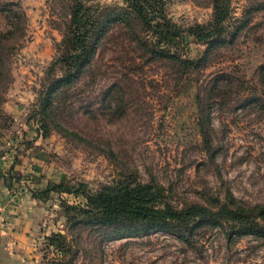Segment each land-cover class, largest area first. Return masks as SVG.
I'll return each instance as SVG.
<instances>
[{
	"label": "rangeland",
	"instance_id": "1",
	"mask_svg": "<svg viewBox=\"0 0 264 264\" xmlns=\"http://www.w3.org/2000/svg\"><path fill=\"white\" fill-rule=\"evenodd\" d=\"M165 2L179 25L213 20V0ZM85 3L109 26L82 75L54 93L47 123L38 111L65 72L52 67L68 52L72 1L0 0V160L16 164L9 200L60 181L94 192L135 179L163 188L177 209L264 206V0H232L224 44L188 39L183 57H207L198 68L148 56L131 40L130 16L114 22L123 0ZM7 170L0 165V177ZM42 197L25 221V262L0 253V264H264V238L228 226L201 225L188 241L163 230L72 227L65 207L84 197ZM9 222L2 216L0 226ZM59 233L61 250L49 240ZM11 242L0 233V249Z\"/></svg>",
	"mask_w": 264,
	"mask_h": 264
},
{
	"label": "trees",
	"instance_id": "2",
	"mask_svg": "<svg viewBox=\"0 0 264 264\" xmlns=\"http://www.w3.org/2000/svg\"><path fill=\"white\" fill-rule=\"evenodd\" d=\"M72 1V18L66 40L68 52L58 58L53 64H62L65 72L62 77L52 81L48 90L43 92L44 101L38 111L47 121L52 120L54 93L59 89L71 85L77 80L94 56L95 42L100 40L109 24L92 12V8L85 0ZM126 4L121 14L114 18V22L133 20L132 39L143 48L148 56L167 58L182 64L186 68L194 65L198 68L202 61L183 57L182 50L186 48L189 38L207 44L211 49L218 44H224L230 29L227 21L232 16V0H213V20L208 24L179 25L167 14L165 0H123ZM124 11L125 13H122ZM109 21L108 23H110ZM149 37L152 39L150 40ZM208 52L206 53V55ZM0 46V57H2ZM60 126L58 122H54ZM12 169L5 182L7 186L15 181ZM67 192L82 196L83 204L66 205L67 222L72 226L101 225L122 227L123 229L148 234L155 231H168L177 234L183 240H189L199 226L209 224L225 228L230 227V234L243 236L255 235L264 238V206L251 209L231 207L223 204L217 209H208L196 204L175 208L167 199L165 190L155 187L151 183L137 182L135 179L119 180L113 184H105L99 190L92 192L86 184L68 185L62 181L49 184L41 193L34 197H42L50 192ZM43 199V197H42ZM50 244L59 250L63 246L62 234L50 237Z\"/></svg>",
	"mask_w": 264,
	"mask_h": 264
},
{
	"label": "crops",
	"instance_id": "3",
	"mask_svg": "<svg viewBox=\"0 0 264 264\" xmlns=\"http://www.w3.org/2000/svg\"><path fill=\"white\" fill-rule=\"evenodd\" d=\"M0 165L2 167L5 166L8 170H10L11 168L16 169L15 162L6 159V157H3L0 160ZM5 176L6 174L3 173L2 177H0V219L3 216L5 217V219L10 220V222L7 223L5 226L4 224H2L3 227L0 226V233H3V235H5L8 238V241L10 242L12 241V242L10 243V246H5L4 248H1L0 253L6 256L12 255L13 256L12 261H14L15 259L16 263L19 262L23 263V261L25 262L24 259L26 257L24 251L25 249H28L27 238H30L29 237L30 235H28L27 233L28 231L31 232V228H32V226L30 225L31 223L25 221L27 220V216L29 215L33 216L36 208H39L37 205L38 202H40V200H37L36 197H34V194L30 192L25 193L22 191V193H20V197L18 196L17 200H15L13 203V199L9 200L10 191L8 190L9 187L7 188L6 186ZM30 209H33V211H30ZM12 212L17 213V216L20 218L18 220L19 222L17 223V225L16 223L14 225L15 217L11 215ZM14 228H16V230H14ZM10 234L14 239H11L12 237H9ZM22 248L25 249L23 250Z\"/></svg>",
	"mask_w": 264,
	"mask_h": 264
}]
</instances>
